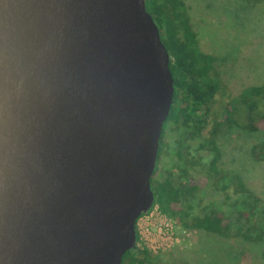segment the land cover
Instances as JSON below:
<instances>
[{"label": "water", "instance_id": "obj_1", "mask_svg": "<svg viewBox=\"0 0 264 264\" xmlns=\"http://www.w3.org/2000/svg\"><path fill=\"white\" fill-rule=\"evenodd\" d=\"M169 61L145 0H0V264H121L134 249Z\"/></svg>", "mask_w": 264, "mask_h": 264}, {"label": "rangeland", "instance_id": "obj_2", "mask_svg": "<svg viewBox=\"0 0 264 264\" xmlns=\"http://www.w3.org/2000/svg\"><path fill=\"white\" fill-rule=\"evenodd\" d=\"M182 1L194 33L193 47L211 58L220 76L214 109L233 101L245 87L264 85V0ZM219 115L214 134L220 153L217 166L230 185L224 192L209 181L201 194L202 205H194L191 213L213 203L232 221L230 228L223 235L183 228L154 205L136 221L134 249L147 250L157 264H264V242L245 237L246 224L236 222L243 196L254 195L264 207V129H244ZM212 129L209 121L198 137L180 123H166L155 177L160 181L200 178L212 155L209 146L200 145ZM185 158L196 161L186 165L187 172L181 171ZM236 182L243 184L244 192Z\"/></svg>", "mask_w": 264, "mask_h": 264}, {"label": "trees", "instance_id": "obj_3", "mask_svg": "<svg viewBox=\"0 0 264 264\" xmlns=\"http://www.w3.org/2000/svg\"><path fill=\"white\" fill-rule=\"evenodd\" d=\"M145 6L156 22L161 40L169 52V68L174 79L172 106L163 125L156 166L150 180L154 193L152 206L158 205L162 212L179 222L183 228L223 235L232 221L225 219L213 203L208 202L200 207L198 213H191V209L194 205H202L201 194L209 181L224 192L230 185L226 174L217 166L220 153L214 134L220 123L219 114L229 124L248 130L264 129V85L245 87L233 101L228 100L218 110L214 109L220 81L212 71L211 58L193 47L194 33L189 25L185 3L182 0H145ZM170 121L180 123L188 128L190 134L198 137H201L208 122L213 121L211 135L204 138L200 145L201 148L209 146L212 152L211 158L204 164L206 172L200 178L160 181L155 177L165 125ZM259 147L256 145V148ZM183 163L181 171L187 172V167L193 166L196 161L185 158ZM236 183L244 192L243 184ZM238 210L236 222L246 224L243 233L245 237L264 242V207L260 206L259 199L250 194L243 196ZM262 257L264 259V248ZM121 264L157 263L147 250L129 249L124 253Z\"/></svg>", "mask_w": 264, "mask_h": 264}, {"label": "flooded vegetation", "instance_id": "obj_4", "mask_svg": "<svg viewBox=\"0 0 264 264\" xmlns=\"http://www.w3.org/2000/svg\"><path fill=\"white\" fill-rule=\"evenodd\" d=\"M210 62H212V61H210ZM212 71H213V73H216V76H217L216 78L219 79V81H220V76H219V74L215 71L213 65H212ZM218 89H219V88H218ZM217 92H218V90H217Z\"/></svg>", "mask_w": 264, "mask_h": 264}, {"label": "built area", "instance_id": "obj_5", "mask_svg": "<svg viewBox=\"0 0 264 264\" xmlns=\"http://www.w3.org/2000/svg\"><path fill=\"white\" fill-rule=\"evenodd\" d=\"M137 221V220H136ZM137 223V222H136ZM136 225V224H135ZM171 227V226H170Z\"/></svg>", "mask_w": 264, "mask_h": 264}]
</instances>
